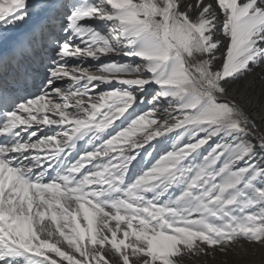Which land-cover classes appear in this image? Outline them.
<instances>
[{
    "label": "snow or ice",
    "instance_id": "snow-or-ice-1",
    "mask_svg": "<svg viewBox=\"0 0 264 264\" xmlns=\"http://www.w3.org/2000/svg\"><path fill=\"white\" fill-rule=\"evenodd\" d=\"M257 73L264 0H0V264L264 249Z\"/></svg>",
    "mask_w": 264,
    "mask_h": 264
},
{
    "label": "bare ground",
    "instance_id": "bare-ground-1",
    "mask_svg": "<svg viewBox=\"0 0 264 264\" xmlns=\"http://www.w3.org/2000/svg\"><path fill=\"white\" fill-rule=\"evenodd\" d=\"M23 31H25V29L20 30V32ZM19 34L20 33H17V35ZM248 95L253 99L252 114L256 115L257 113H260L261 106H264V77H261L259 73H257L252 86L248 89ZM257 119L259 122L258 117ZM245 246L248 248L247 255H235L229 253L227 257H222L217 254L215 260H208V264H222V261H227V264H264V249L254 251L252 246ZM237 251H239V249ZM203 259L206 258H201V264ZM64 264H66V262H64Z\"/></svg>",
    "mask_w": 264,
    "mask_h": 264
}]
</instances>
